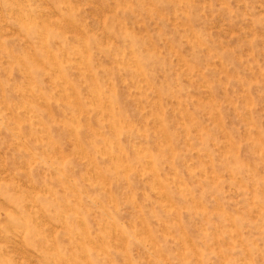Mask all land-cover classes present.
Listing matches in <instances>:
<instances>
[{
	"label": "rangeland",
	"instance_id": "rangeland-1",
	"mask_svg": "<svg viewBox=\"0 0 264 264\" xmlns=\"http://www.w3.org/2000/svg\"><path fill=\"white\" fill-rule=\"evenodd\" d=\"M0 264H264V0H0Z\"/></svg>",
	"mask_w": 264,
	"mask_h": 264
},
{
	"label": "bare ground",
	"instance_id": "bare-ground-1",
	"mask_svg": "<svg viewBox=\"0 0 264 264\" xmlns=\"http://www.w3.org/2000/svg\"><path fill=\"white\" fill-rule=\"evenodd\" d=\"M22 19V18H21Z\"/></svg>",
	"mask_w": 264,
	"mask_h": 264
}]
</instances>
